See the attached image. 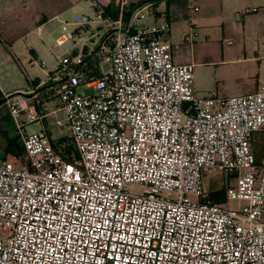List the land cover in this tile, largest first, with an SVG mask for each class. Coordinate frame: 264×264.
<instances>
[{
	"label": "built area",
	"instance_id": "obj_1",
	"mask_svg": "<svg viewBox=\"0 0 264 264\" xmlns=\"http://www.w3.org/2000/svg\"><path fill=\"white\" fill-rule=\"evenodd\" d=\"M151 8L127 22L123 9L97 12L100 63L53 73L47 95L66 111L72 159L46 127L24 134L48 113L6 98L28 162L0 163V264H264V159L253 148L264 86L198 97L196 65L175 62L168 23L146 22ZM92 21L76 16L63 31L87 42L71 28ZM206 171L233 177L227 205L203 191Z\"/></svg>",
	"mask_w": 264,
	"mask_h": 264
},
{
	"label": "crops",
	"instance_id": "obj_2",
	"mask_svg": "<svg viewBox=\"0 0 264 264\" xmlns=\"http://www.w3.org/2000/svg\"><path fill=\"white\" fill-rule=\"evenodd\" d=\"M92 1V8L96 14L99 11L104 14L105 9H110L109 16H103L104 19L112 18L111 13L115 14V11L118 10L123 9L124 12H127L126 6L130 5L129 2V4L127 2L124 4L125 0ZM12 3L17 8L30 6L33 9H36L37 6L40 9L42 4L47 5L45 0H0V19L3 18V11L7 10ZM257 3H262V0H158L149 3L153 6L154 16V20L150 23H168L169 31L164 35L163 40L172 46L176 63L196 65L195 87L197 93L200 91L203 95L208 96L216 92L221 97L244 95L255 92L264 86V55L254 48V42L250 40L249 36V30L257 20L253 14L259 13L261 9L254 6ZM194 5H198L196 7L199 8L196 13L193 10ZM70 7H72L71 2L64 1L63 6L50 11L53 14L51 19L59 18ZM66 22H62V29ZM94 22H99L94 30L85 27L83 33L79 32L80 35L90 40L87 42L84 40L73 41L75 46L80 44L82 49L70 51L65 58L74 56V60L78 59L88 43L101 39L104 35V22L101 19ZM40 23L39 27L41 28V25L47 23V20H41ZM227 39H233L234 44L227 45ZM31 54L35 60L34 64H36L38 55L33 50ZM14 56L15 66L18 67V56ZM89 56L88 54L85 58L87 59ZM9 60H11L10 57L7 62H10ZM62 62L60 60L57 63ZM58 64L55 69L43 68V73L48 75L47 80H40L35 76L32 78L28 73L27 84L20 85L4 83L0 71V92L5 98L16 97L26 104H32L33 100L37 104L42 103V113H46L49 103L45 102L46 98L44 97L50 89V80L58 68ZM45 120L46 118L44 123ZM42 126L47 127L46 125ZM12 137H16L15 127L8 140ZM253 148L257 159L263 160L264 131L254 136Z\"/></svg>",
	"mask_w": 264,
	"mask_h": 264
},
{
	"label": "rangeland",
	"instance_id": "obj_3",
	"mask_svg": "<svg viewBox=\"0 0 264 264\" xmlns=\"http://www.w3.org/2000/svg\"><path fill=\"white\" fill-rule=\"evenodd\" d=\"M46 4H42L40 9H33L30 6L26 8L18 7L12 3L7 10H4L2 17L0 19V71L3 75V82L7 85H12V83L27 84V75L30 74V77H38L40 80H47L48 75L43 73L44 69H55L57 67V62L62 60L67 63L70 67L78 65L82 62L83 59H86L89 54L90 57H93V52L97 51L99 47V39H96L93 43H88L87 47L84 49V52L80 57L74 60L72 58H65L70 51L74 49L81 50L82 47L79 45L75 46L73 41H70L67 38L66 32L62 29V22H72L76 15L79 16H88L92 20L100 19L96 16L94 9L92 8V0H45ZM64 1H70L72 7L68 9L66 13L57 19H51L53 14L50 11H54L56 7L63 6ZM158 0H126L130 3L129 6H126L127 13L126 15L132 16L135 11L134 5L140 4L138 7H143L150 2H155ZM261 1V0H259ZM128 3V4H129ZM151 5V4H150ZM154 5V4H153ZM152 6V5H151ZM198 6L194 5L193 9ZM257 8H261L260 12L254 17L257 20L254 22V26L249 30L250 40L254 42V48L260 52L261 55H264V0L262 3H257L254 5ZM153 7V6H152ZM195 11V10H194ZM120 13V10L115 11ZM197 11H195L196 13ZM124 13V17H125ZM149 17L146 21L150 23L154 20L152 8L148 11ZM129 17V19H130ZM51 19V20H50ZM128 19V20H129ZM47 20V23L41 25L40 21ZM127 22V21H126ZM99 25V22L92 21L88 26L90 30H94ZM85 27L82 25H77L73 30H79L83 32ZM37 53V62L31 51ZM14 55L18 56V67L15 66ZM8 57H10V62H7ZM65 58V59H64ZM33 60V62H32ZM88 59L85 60V62ZM97 64L100 63L101 57L99 53L96 56ZM96 64V65H97ZM104 70L107 71L108 67L103 62ZM23 65V66H22ZM95 64H93L94 66ZM264 65V62H263ZM18 72V73H17ZM79 92L83 95H92L96 93L94 88H79ZM198 97H206L200 91L197 93ZM45 102H48L47 112L48 115L44 122H37L30 124L25 127L24 134H32L40 131L42 125H46L49 134L52 139L58 145L59 149L65 153L67 148L71 149V155H76V148L74 141L72 139L71 131L68 128V120L66 111L62 108L59 98L49 97L46 95ZM35 101V100H33ZM32 101V102H33ZM42 104V103H41ZM38 107V104H37ZM14 122H12L10 113L5 104L0 106V163L3 162L4 157L6 156V149L9 145L8 138L11 137L14 127ZM16 137L19 138L20 143L22 142V135L17 131L15 127ZM15 137H12L13 139ZM61 139H64L63 141ZM7 158V157H6ZM235 184V181L232 178H228L220 173L216 172H204L203 178V191L212 192L215 190H220L222 188H231ZM130 191L133 193H142L143 189L140 187L132 186ZM243 203L232 202L231 207L240 208Z\"/></svg>",
	"mask_w": 264,
	"mask_h": 264
},
{
	"label": "trees",
	"instance_id": "obj_4",
	"mask_svg": "<svg viewBox=\"0 0 264 264\" xmlns=\"http://www.w3.org/2000/svg\"><path fill=\"white\" fill-rule=\"evenodd\" d=\"M139 5L140 4H136V5H134V7L137 8ZM109 12H110L109 8L105 9L104 16L108 17L109 16ZM126 14L127 13H125L124 19H125V21H128L130 15H126ZM111 16L114 19L118 18L119 13H117V14H114V13L112 14L111 13ZM93 54H94L93 57L89 56L87 58L88 61H86V63H88V69H94V67H96L98 65L97 61H96L97 51H94ZM85 60L86 59H83L82 62H85ZM93 64H95V65L93 66ZM5 100H6V98L0 92V106L2 104H5ZM32 104L37 106V102L36 101H34ZM37 109L39 110V112L42 113L41 104H38ZM61 140L63 141L64 139H61ZM8 142H9V145H8V148L6 149V153H5L6 156L4 157L3 161H9V162H13L15 164H19V163L25 164V163H27L28 162V157L26 155L23 143L22 142L20 143L19 138L15 137L13 139H9ZM53 142H54L55 147L59 149L58 145L55 143L54 140H53ZM70 153H71V149L67 148L65 150V153L63 152V155L68 157L69 159H72V155H71L72 153L71 154ZM77 158H78V156H77ZM228 178H233V177H228ZM228 189L229 188H222L220 190H215V191L209 192L210 200L212 202H215V203L227 205L228 201L226 199V194H227Z\"/></svg>",
	"mask_w": 264,
	"mask_h": 264
}]
</instances>
